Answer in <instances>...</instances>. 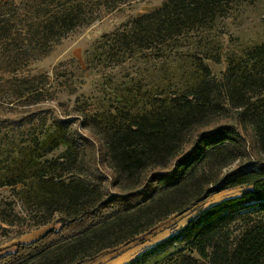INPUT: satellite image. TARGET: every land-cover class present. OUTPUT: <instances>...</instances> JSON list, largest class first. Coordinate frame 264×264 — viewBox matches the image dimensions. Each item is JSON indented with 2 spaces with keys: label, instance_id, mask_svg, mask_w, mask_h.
<instances>
[{
  "label": "trees",
  "instance_id": "trees-1",
  "mask_svg": "<svg viewBox=\"0 0 264 264\" xmlns=\"http://www.w3.org/2000/svg\"><path fill=\"white\" fill-rule=\"evenodd\" d=\"M119 2L0 0V100L29 111L11 122L0 117V187L19 185L22 200L42 211L40 226L60 214L59 229L15 243L0 264H78L234 186L243 189L123 264H264V30L234 46L221 79L206 63L220 60L227 31L208 33L264 0H164L103 35L110 38L97 41L92 62L146 66L115 83L110 108L73 109L88 133L72 126L68 111L40 115L30 101L40 92L37 77L8 76ZM12 123L36 127L12 134Z\"/></svg>",
  "mask_w": 264,
  "mask_h": 264
},
{
  "label": "rangeland",
  "instance_id": "rangeland-1",
  "mask_svg": "<svg viewBox=\"0 0 264 264\" xmlns=\"http://www.w3.org/2000/svg\"><path fill=\"white\" fill-rule=\"evenodd\" d=\"M163 1L120 0L115 6L102 7L96 12L97 14L90 23L78 26L60 39L47 43L35 58L8 76L37 77L40 92L37 97H33L30 101L34 103L32 105H35V108H41L42 113L40 115L46 113L62 115L64 111H68L70 114L66 117L72 119V126L88 133V130L82 125V119L73 109L78 110L84 107L85 113H90L110 108L114 101L115 83L123 81L127 73L131 76H137L136 70L146 66V63L140 60L126 62L122 67L112 66L107 61H104V64H95L91 61L93 47L98 40H109L110 37L103 35L126 28L133 17L157 8ZM257 4L246 3L233 18L227 20L225 24H218L214 30L208 33V38H211L218 36L222 31H227L223 38L220 36L224 46V53L220 60L206 61L211 74L216 79L223 77L227 67L226 56L234 46L242 38L256 37L259 32L264 30V2L260 5ZM198 37L197 34L193 35L192 40L198 41ZM112 48V45H106V55H110L107 52ZM149 71L153 76H156L152 70L149 69ZM139 75L144 76V82L148 79V76L143 73ZM0 101L1 119L4 116H9L11 122L29 113V111H23L26 110V107L22 106L20 102L14 103L15 101H13L10 103L8 97ZM32 105L29 109H33ZM226 109L227 113L230 108L226 107ZM34 124L23 123L18 126L12 123L9 129L12 134H16L20 129L36 127ZM61 151L62 147L53 151L50 156H55ZM261 157L264 160V154H261ZM104 164L102 170L109 175V172L112 171L111 165L108 161ZM232 166L230 165L229 168ZM18 187L19 185L0 187V212L4 213L6 219V221H0V255L13 251L14 244L17 242L32 241L51 227L60 228V224L57 222L60 217L58 212L54 213L49 223L40 226L37 221L41 220L40 213L42 211L39 210L40 208L24 202L16 192ZM108 188L112 192L116 191L113 186H108ZM242 189L243 186H234L210 195L183 212L170 214L128 242L106 249L94 257L85 258L78 264H123L171 232L184 226L202 208L224 198L237 195ZM250 215L255 216L256 213ZM240 226L241 221L237 219L233 227L238 231ZM18 233L19 236L14 237Z\"/></svg>",
  "mask_w": 264,
  "mask_h": 264
}]
</instances>
